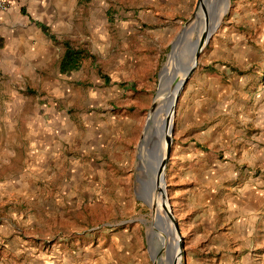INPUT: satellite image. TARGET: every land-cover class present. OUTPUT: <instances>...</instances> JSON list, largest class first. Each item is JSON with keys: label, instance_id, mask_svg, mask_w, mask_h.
<instances>
[{"label": "rangeland", "instance_id": "rangeland-1", "mask_svg": "<svg viewBox=\"0 0 264 264\" xmlns=\"http://www.w3.org/2000/svg\"><path fill=\"white\" fill-rule=\"evenodd\" d=\"M197 1L90 0V11L76 4L71 30L57 40L87 56L54 95L51 83L0 76V221H28L21 233L12 225L11 237L37 248L43 264H104L108 237L138 222L151 264L137 148L170 47ZM40 118L66 142L57 144L54 176L31 171L18 197L15 181L35 152L28 133ZM154 150L151 162L161 156ZM107 157L123 166L109 161L90 176V164ZM165 175L181 264H264V0H229L177 97Z\"/></svg>", "mask_w": 264, "mask_h": 264}, {"label": "crops", "instance_id": "crops-1", "mask_svg": "<svg viewBox=\"0 0 264 264\" xmlns=\"http://www.w3.org/2000/svg\"><path fill=\"white\" fill-rule=\"evenodd\" d=\"M8 1L10 3L9 9L0 13V76L5 78L6 82L26 80L25 77H27L30 83L41 81L51 83L50 96H52L55 94L54 91L58 90L61 78L68 79V74L73 72H62L60 69L61 59L66 49L64 44L70 45V43L63 41L60 44L57 35L71 30L76 4L83 8L87 5L86 9L91 10L90 4L87 3L90 0ZM40 26L47 28L46 33L42 31ZM48 101L50 107L54 108L52 97ZM128 122H131V125H139V122L134 119H129ZM32 126L28 137L35 152L29 156V170L17 177L15 181L14 188L18 197L21 194L26 195L25 178L31 171H35L37 175L45 178L54 176L57 171V144L61 147L66 142V139L56 135L58 129L54 123L48 122L46 124L45 121H42ZM113 130V137L116 133L115 137L117 138L119 130L116 127ZM103 136L109 137L108 131L102 133L101 139L105 138ZM109 147L108 144L106 149ZM111 160L107 157V161L103 159L100 163H91L90 165L93 164L94 168L90 169L89 175L92 176L93 174L95 177L96 173L100 169L106 168ZM111 162L123 166L124 160L120 158L119 161L114 159ZM118 168L122 169L121 166L116 167V169ZM12 190L9 189L8 191ZM27 224L28 221H0V257H2L0 264H31L32 262L43 264V255L41 253L35 254L37 248L29 247L27 241L23 240L21 236L11 237L12 225L18 226L21 233L27 230ZM107 244L102 257L99 258V263L102 260L104 264H148L149 262L144 250V235L139 222L132 225L130 229H125L108 237ZM28 256L31 257L29 260ZM13 257L18 258V261L14 262Z\"/></svg>", "mask_w": 264, "mask_h": 264}, {"label": "water", "instance_id": "water-1", "mask_svg": "<svg viewBox=\"0 0 264 264\" xmlns=\"http://www.w3.org/2000/svg\"><path fill=\"white\" fill-rule=\"evenodd\" d=\"M199 1V0H198ZM197 1V3H198ZM189 24H187L181 32L178 34L176 39L173 41L170 51L168 54V58H170L173 63L180 66L178 69L179 75L176 73H173V75L169 76L167 74H163L160 78L159 75V83H158V89L156 91L155 100L159 97H167L169 95H174V102L173 104L169 105V109L171 112V124L169 125L166 122V136L164 138L165 141V150L164 154L159 156V160L157 162L156 167V177L161 178V185H159L157 180H153L152 173H151V165L147 162L143 164L142 169H138V163H137V171L138 176L136 177L137 181V192H136V198L143 204L149 207L151 212V220H150V232L148 235V245L150 249V260L151 264H158L159 257L161 255L160 249L156 246V240H158V237L163 234L164 237L169 235L172 237V240L174 238L171 236V234L167 230L168 225H172L174 229V233L177 235V241H178V247L179 251L177 254H173V247L170 246L168 249V257H169V264H178L181 263V236L179 229L177 227V224L175 222V218L172 213L171 206L168 202L167 195L165 192V170L167 161L169 158V153L172 145V127H173V115H174V107L177 101V97L182 90L184 84L187 82V80L190 78V76L193 74L197 67L199 55L204 48L205 44L207 43L210 36L206 35V31H204L199 39V41L193 46L192 50V64L189 68H184L181 64L182 56L185 55V53L189 52V44L183 43V35L185 33V30L187 29ZM173 64V65H174ZM161 73V72H160ZM155 100L153 102V105L150 109V112L146 118V122L143 128V133L140 139V142L138 144L137 152L140 151L143 145L144 135L146 130L149 127V118L155 111ZM169 119V120H170ZM136 160L138 161V155L136 156ZM153 172V169H152ZM142 173V174H141ZM152 192L153 195H155L156 198H159L160 206L162 209V215L165 217V220L163 216H157L156 207L151 205L149 203V193Z\"/></svg>", "mask_w": 264, "mask_h": 264}, {"label": "bare ground", "instance_id": "bare-ground-1", "mask_svg": "<svg viewBox=\"0 0 264 264\" xmlns=\"http://www.w3.org/2000/svg\"><path fill=\"white\" fill-rule=\"evenodd\" d=\"M228 4H229V0H199L195 14L192 17V22L188 25L183 35L184 37L183 43L189 44V48L193 50V46L199 41L204 31H206L207 36H211L213 32L216 31V29L219 27L224 15L227 13ZM187 55L191 57L188 62L181 60V64L184 68H189L190 65L188 67V64L189 63L192 64V51L190 52L189 50ZM173 64H174L173 61L169 58L165 66V69H163L162 75L167 74L171 76L173 75V73L176 72H177L176 74L179 75L180 73H178V69L180 68V66L177 65L176 63L174 65ZM173 102H174V95L169 98L164 96L157 98V103H161V105H158L157 109L153 112V114L149 118V127L145 132L142 148L138 152V156L142 157L143 159V164L148 161V163L151 165V173L153 180L154 181L157 180L159 182L158 183L159 185H161V178L156 177V169H154L159 159H157V162H153V161L151 162V158L149 160L147 159L148 158L147 154H149V151L152 152V149L157 150L154 153L155 155L164 154V150H165L164 138L166 136V128H167L166 122L169 125L171 124V119H170L171 112L169 109V105L173 104ZM158 144H159V148L156 147L158 146ZM155 157L156 156L152 157V159ZM158 199L159 198H156L152 192L149 193V203L150 201L153 202V206L156 207L157 216L158 215L163 216L162 209L160 208L159 211L157 209V206L159 205L157 204L156 201ZM163 218L165 220L164 216ZM167 230L171 234V236H173L174 234V238L172 240V237H170L169 235L164 237L163 234H161V236L158 237V240H156L157 243L156 246L161 251L158 264H169L168 249L170 246L173 247V254H177L179 251L177 235L174 233V229L171 224L167 226ZM178 264L181 263L179 262Z\"/></svg>", "mask_w": 264, "mask_h": 264}, {"label": "trees", "instance_id": "trees-1", "mask_svg": "<svg viewBox=\"0 0 264 264\" xmlns=\"http://www.w3.org/2000/svg\"><path fill=\"white\" fill-rule=\"evenodd\" d=\"M42 31L46 33L47 28L40 26ZM65 52L61 59L60 69L62 72H71L79 68L82 60L86 58V53L80 48L71 47L65 43Z\"/></svg>", "mask_w": 264, "mask_h": 264}, {"label": "built area", "instance_id": "built-area-1", "mask_svg": "<svg viewBox=\"0 0 264 264\" xmlns=\"http://www.w3.org/2000/svg\"><path fill=\"white\" fill-rule=\"evenodd\" d=\"M10 7L8 0H0V13L6 12Z\"/></svg>", "mask_w": 264, "mask_h": 264}]
</instances>
